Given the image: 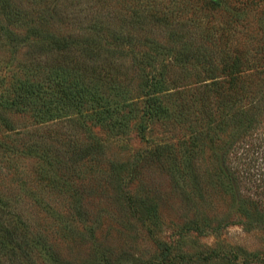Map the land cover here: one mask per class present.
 <instances>
[{
  "label": "rangeland",
  "instance_id": "rangeland-1",
  "mask_svg": "<svg viewBox=\"0 0 264 264\" xmlns=\"http://www.w3.org/2000/svg\"><path fill=\"white\" fill-rule=\"evenodd\" d=\"M13 3L29 15L16 20L13 32L23 36L33 23L43 28L39 32L43 37H29L27 47H16L13 52L11 46L3 45L0 57L13 58L9 62L11 67L17 63L19 68L23 63L28 66L25 60L30 52L40 59L52 55L50 39L45 36L87 32L95 25L110 31H132L144 23L143 14L154 8L165 13L170 22L155 29L165 48L160 49L164 53L158 59L163 58L166 65L167 92L173 93L183 86L182 95L173 93L167 97L168 104L174 103L173 108L180 101L186 104L177 120L148 123L142 132L138 130V117L123 132L94 126L92 133L102 144V161L92 167L64 163L70 188L66 192L39 188L38 184V193L58 200L60 207L73 202L72 193L80 199V218L69 210L66 235L55 240L61 258L71 264H91L99 253L109 251L127 264L126 253L146 258L158 253L159 240H166L177 241L176 247L187 253L197 250L200 257L212 256L219 264L231 261L264 264V74L260 73L264 70V0H13ZM108 48L116 51L117 60L127 66L124 70L133 73L130 67L133 57L127 46L118 49L103 45L104 51ZM134 50L135 58H139L144 48L138 45ZM225 51L240 61L248 94L224 116L223 124L227 127L219 138L211 141V132L200 136L203 142L197 152V133L210 129L200 93L205 84L229 79L223 67ZM178 52H186L187 59L180 62L182 58H176ZM2 113L0 109L1 116H7ZM28 114L8 118L14 128L33 130L37 126ZM62 124L64 128L47 123L35 134L28 131L22 136L24 140L41 136L38 140L44 139L60 156L69 152L68 147L60 141H50L47 128L67 132L65 125H68L78 141L87 137L84 128L66 121ZM194 136V144H183ZM165 143H172L176 149L162 154L164 163L149 159L146 152L155 144ZM185 146L191 147V154L188 153L184 168L186 160L181 154L187 151ZM4 159L0 156V192L9 198L28 193L25 175L33 169L34 159H20L17 167ZM125 164L124 172L117 176L114 172L117 165ZM20 184H24V189H20ZM129 196L153 202L157 220L146 225L136 220L128 209ZM19 207L31 209L33 203L20 198ZM195 224L204 227L200 234L189 228L188 235L178 238L179 228Z\"/></svg>",
  "mask_w": 264,
  "mask_h": 264
},
{
  "label": "trees",
  "instance_id": "trees-1",
  "mask_svg": "<svg viewBox=\"0 0 264 264\" xmlns=\"http://www.w3.org/2000/svg\"><path fill=\"white\" fill-rule=\"evenodd\" d=\"M13 11H15L14 16ZM143 15L144 23L139 24L132 31H110L107 27L95 25L87 32L77 30L73 34L61 37L55 34L45 36L50 39L49 45L54 53L51 52L52 55L40 59L41 57H35L30 52L28 59L25 60L28 61V66L23 63L19 68L20 65L17 63L11 67L9 62L13 58L0 57V109L7 115L0 114V156L16 167L20 159L25 157L34 159L33 169L28 171L29 175H25L28 181V193L23 192L9 198L0 192V264H45V262L71 264L68 259L61 258L55 240L66 235L64 229H67L71 218L69 210L80 218V199L72 193L73 202L67 204L69 207L66 205L60 207L58 200L41 196L37 186L40 184L39 188L46 187L47 190L58 189L66 192L70 188L64 163H84L83 165L89 164L92 167L102 161V144L96 134L92 133L94 126L111 132L116 130L123 132L130 121L138 117V130L142 132L148 123L157 121L166 123L172 119L177 120L182 114L186 104L180 101L173 108L174 103L168 104L167 97L173 93L180 95L182 93L180 88L183 86L176 85L175 92H167L166 65L162 61L163 58L158 59V56L164 53L160 50L164 46L158 41L155 29L159 26L166 27L170 22L165 13L154 8ZM28 16L17 9L13 0H0V48L9 45L13 52L16 47H27L25 42L29 37L34 39L43 37L39 35L43 28L33 23L25 29L23 36L13 32L12 28L16 20L20 21ZM136 32L142 33L136 34ZM138 41L142 42L138 43ZM105 44L118 49L121 45L127 46L130 56L133 57L130 65L133 73L124 70L127 66L117 60L116 51L110 48L104 51ZM138 45L144 50L141 57L135 58L137 51L134 49ZM185 54L186 52H178L176 58H182L179 60L181 62L187 59ZM223 59L225 76L229 79L205 84L203 89L206 92L203 90L200 93L201 104L209 119L208 125L211 130L205 129L197 133V152L203 142L200 141V136L211 132V141L216 137L219 138L227 127L223 124L224 116L229 109L240 104L248 94V84L242 79L238 58L231 57L225 51ZM260 73L264 74V70ZM26 113H29L37 127L23 131L14 128L8 116ZM65 121L71 126L84 128L87 137L78 141L76 133L72 132L68 125H65L67 132L47 128L46 132L52 137L50 141L57 143L60 141L68 147L69 152L66 151L60 156L59 152L55 153L43 142L44 139L38 140L41 136L38 139H34L33 136L29 140H24L22 136L28 131L35 134L34 131H38L47 123L64 128L62 123ZM195 140L196 136L183 144L191 146ZM178 146L181 147L182 143ZM186 148L187 151L181 154L186 160L182 165L184 168L187 167L188 153L191 154V147ZM175 149L172 143L155 144L146 155L149 159L162 164L164 163L162 154L173 152ZM139 158L138 155L135 161L137 162ZM125 166L126 164L117 165L115 174L118 176V173L124 172L122 170H125ZM20 189H24V184H20ZM32 189H35V192ZM30 191L32 192L29 193ZM20 198L25 202L30 199L33 208L17 209ZM128 200L130 213L142 225L157 220V211L153 202L130 199V196ZM201 227L204 228L198 224L193 227L186 225L179 228L177 236L184 238L188 235L189 228L200 234L203 230ZM146 228L149 231V228ZM177 244V241L172 243L159 240L158 253L146 258L126 253L127 264H219V261H214L212 256L200 257L197 250L187 253L186 250L177 248ZM98 255L94 259L95 262L90 261L91 264H123L121 259L113 257L109 251ZM226 262L229 263V260H225ZM231 264H247V261L237 263L231 261Z\"/></svg>",
  "mask_w": 264,
  "mask_h": 264
}]
</instances>
